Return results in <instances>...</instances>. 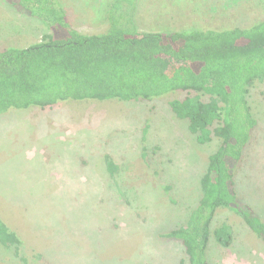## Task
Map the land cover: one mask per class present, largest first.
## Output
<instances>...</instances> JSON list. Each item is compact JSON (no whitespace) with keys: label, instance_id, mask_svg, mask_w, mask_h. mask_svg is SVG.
<instances>
[{"label":"rangeland","instance_id":"1","mask_svg":"<svg viewBox=\"0 0 264 264\" xmlns=\"http://www.w3.org/2000/svg\"><path fill=\"white\" fill-rule=\"evenodd\" d=\"M59 1L78 31L108 28L109 0ZM263 18L264 0H139L136 9L143 31L248 27ZM45 33L38 19L0 0V49ZM185 95L69 99L0 113V218L20 241L19 254L0 244V264H188L182 244L159 234L187 222L221 137L198 143L193 122L169 104ZM248 101L257 123L234 167L235 187L264 220V79ZM225 222L232 234L219 239ZM207 255L210 264H264V242L220 209Z\"/></svg>","mask_w":264,"mask_h":264},{"label":"trees","instance_id":"2","mask_svg":"<svg viewBox=\"0 0 264 264\" xmlns=\"http://www.w3.org/2000/svg\"><path fill=\"white\" fill-rule=\"evenodd\" d=\"M4 1L38 19L47 33L29 46L0 49V113L51 108L69 99L144 100L186 92L169 102L173 112L193 122L190 130L198 143L215 135L221 143L187 222L160 237L180 242L188 264H210L211 226L217 211L228 209L264 242V220L239 196L234 177L257 123L248 94L264 79V18L248 27L143 31L136 21L139 0H109L108 28L88 34L72 26L59 0ZM106 165L113 174L109 155ZM9 229L0 218V244L19 254L20 241ZM232 231L225 222L215 234L221 239V232Z\"/></svg>","mask_w":264,"mask_h":264}]
</instances>
